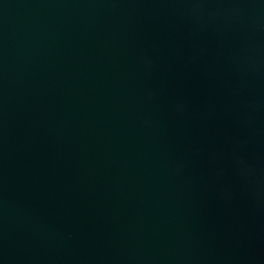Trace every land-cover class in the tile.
Here are the masks:
<instances>
[{
  "label": "water",
  "instance_id": "obj_1",
  "mask_svg": "<svg viewBox=\"0 0 264 264\" xmlns=\"http://www.w3.org/2000/svg\"><path fill=\"white\" fill-rule=\"evenodd\" d=\"M0 264H264V0H0Z\"/></svg>",
  "mask_w": 264,
  "mask_h": 264
}]
</instances>
